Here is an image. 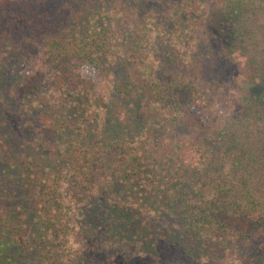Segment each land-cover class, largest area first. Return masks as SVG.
Listing matches in <instances>:
<instances>
[{"label": "trees", "instance_id": "16d2710c", "mask_svg": "<svg viewBox=\"0 0 264 264\" xmlns=\"http://www.w3.org/2000/svg\"><path fill=\"white\" fill-rule=\"evenodd\" d=\"M152 36L160 72L139 47ZM24 46L41 67L8 78ZM228 65L239 110L214 129L201 104ZM10 81L0 173L20 171L29 208L0 206V264H263L264 0H0V92ZM31 128L42 142L20 155Z\"/></svg>", "mask_w": 264, "mask_h": 264}, {"label": "rangeland", "instance_id": "374dc122", "mask_svg": "<svg viewBox=\"0 0 264 264\" xmlns=\"http://www.w3.org/2000/svg\"><path fill=\"white\" fill-rule=\"evenodd\" d=\"M149 39H147L148 41ZM146 41V42H147ZM150 41V42H149ZM146 44L143 46H140L143 49L142 56L145 57L148 61H150L152 64V67L157 69L158 72L162 71L165 64V55L160 54L162 52L158 51V43H160L159 38H156L152 36ZM149 44V45H147ZM152 48L154 49L153 53H148V49ZM42 47H22V49L19 51L16 56H14L13 61L8 66V78L14 79H20L24 76L31 75L35 70L40 69V61H41V51ZM151 57H150V55ZM20 55H23L22 58ZM234 70H236L234 67L223 66L218 69V74L220 75V79H218L216 85L212 89H210L207 94H205L204 99L202 100L201 107L202 114H204L205 119L208 123V125L211 128H220L227 118L235 114L239 110V96L236 95V92L234 91V87L229 86L228 84H236L238 81V77L234 74ZM81 74L84 76L85 79L91 81L93 84L97 85V92L106 94L109 91V87L107 84L103 83L100 79L102 78L96 70H94L91 66L85 65L82 66L80 69ZM7 90L5 92H0V102L7 104L9 116L13 112L19 111L20 105H21V99L19 96V89L14 86V83L10 81V84H7ZM27 131V132H26ZM23 133L22 137H17L14 139L15 146H22V152H19L20 155H26L28 152V142L31 144H36L42 142V138L40 136H37L34 133V129L26 130ZM2 135V136H1ZM0 135V141H3L2 138L4 136V132ZM12 146H13V142ZM11 146L10 144H8ZM1 147V146H0ZM21 148V147H20ZM13 152H15V148L13 147ZM14 156V154H13ZM12 156V157H13ZM18 156H15V160ZM19 158V157H18ZM20 174V171L16 170L13 178H6L1 177L0 173V195L3 196L5 193H7V196H3V199H0V206L2 208H14L15 207H22L24 210H28L29 204L26 201L27 199L21 198L20 195L14 194V192L18 191L19 193V187L16 186V176ZM5 192V193H3ZM107 191H105V194ZM30 203V202H29ZM152 224L160 226L163 230L167 229V226H173L174 229H178V221L179 219L171 218L170 220L168 218H159L157 217ZM183 239V238H182ZM235 254V253H233ZM232 257L227 261V264H243L244 259L247 258V254L241 255V257L236 255H231ZM236 256V257H235ZM200 257H203L208 263H216L220 264V260L208 256V258L202 254ZM242 258V259H241ZM264 259V258H263ZM216 260V261H215ZM264 264V262H262ZM246 264V263H244ZM250 264H254L251 262Z\"/></svg>", "mask_w": 264, "mask_h": 264}]
</instances>
